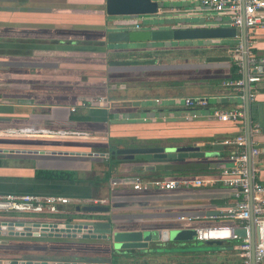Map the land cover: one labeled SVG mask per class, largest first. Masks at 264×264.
I'll return each mask as SVG.
<instances>
[{
  "label": "crops",
  "instance_id": "1",
  "mask_svg": "<svg viewBox=\"0 0 264 264\" xmlns=\"http://www.w3.org/2000/svg\"><path fill=\"white\" fill-rule=\"evenodd\" d=\"M73 1L76 4L89 0ZM66 3L67 0H0V127L28 126L87 134L74 138H0V193L71 199L70 205H60L57 214H16L18 228L40 224L42 229L48 225L62 227L65 223H78L85 214L77 207L90 205V200H108V197L111 200L107 206L112 211L103 218L112 217L116 224L127 229L169 230L231 224L223 217L222 211L233 205L234 198L221 183L176 191L135 190V181L126 183L124 180L136 176L146 180L148 174L156 175L160 171L137 172L133 162L121 160L119 163L114 159L116 156L106 155L117 148L146 144H196L203 150L214 152V147L220 146L223 140L236 136L241 130L239 126L220 122L211 112L218 106L232 109L238 104V99L213 101L211 107L200 111L196 119H186L183 101L187 97L227 95L222 82L232 75V49L237 39H232L236 40L232 41L234 44L231 40L130 46L106 42L108 52L102 56L70 51L65 48L66 40L72 36L66 33L70 30L65 22L66 14L70 12ZM182 4L187 10L186 19H182L179 13H163L176 5L181 8ZM187 4V0H163L160 13L153 16L162 24L150 26L189 27L205 20V13L191 15L192 11L202 12L200 2L199 6L196 3L190 8ZM176 17L178 21L175 23ZM214 18L224 20L213 16L211 21L206 20L207 24L219 25ZM122 21L116 24L120 25ZM137 21H142L141 28L148 27L144 26L145 21ZM250 37L254 38L251 39L253 50L264 57V27L253 30ZM56 40L59 42L50 48ZM116 47L129 50L123 53L109 51ZM175 47H181L185 52L173 53ZM147 48L153 50L147 51ZM72 54L79 58L86 56V59L81 62L78 57L73 59ZM100 64L105 70L97 68ZM262 77V82L257 85L256 101L250 110L252 121L261 127L255 141L261 150L257 160V179L264 186V68ZM130 83H138V86L127 87ZM92 88L104 89V92L90 91ZM88 99H101L102 103L91 101L89 104ZM84 100L87 104L82 105ZM135 101L140 102V106H134ZM228 153L223 148L219 150V156L187 159L184 164L204 163L205 170L197 173L206 181L212 180L218 177L219 168L226 164L220 162V157ZM53 161L71 165L66 166L68 169L51 168ZM209 164L211 166L207 167ZM38 170L72 171L77 175L74 173L72 181L45 180L36 178ZM80 174L89 177L84 178ZM110 180L116 182L117 189H107L106 183ZM182 215H201L204 218L189 223L178 220ZM32 227L22 232L19 230L11 237H1L5 242L1 245L8 248L0 249V259L4 258L5 251L11 250L14 255H10V259L34 263L109 264L111 251L104 240L78 237V233L66 238L57 237L55 233L46 234L43 230L39 235L38 230ZM240 243L195 240L174 245L168 242L161 251H136L135 256L120 259L117 264H242ZM72 249L80 250V256L63 254Z\"/></svg>",
  "mask_w": 264,
  "mask_h": 264
},
{
  "label": "built area",
  "instance_id": "2",
  "mask_svg": "<svg viewBox=\"0 0 264 264\" xmlns=\"http://www.w3.org/2000/svg\"><path fill=\"white\" fill-rule=\"evenodd\" d=\"M205 20L211 21L213 16L224 18L217 24L237 29V43L232 49V60L242 77L236 80L222 82L224 90L229 93L223 97H187L184 99L186 119H196L199 112L196 110L209 109L213 101L222 98L238 99V104L232 109L218 106L212 109L211 115L220 122L240 124L239 133L223 140L220 145L229 150V153L220 157V162L226 163L219 168V175L212 180L201 178H157L142 180L136 178L135 190L155 188L160 191H176L183 188L201 187L209 183H221L233 195L234 203L222 211L225 219L232 223L227 225L197 226L195 239L197 241H241L239 249L242 264H264V186L258 181L257 160L261 150L255 138L261 133V127L251 119L247 122L248 106L252 107L257 97V85L262 82L264 57H260L253 50L250 37L252 31L264 27V0H199ZM124 19L122 25H134L140 29L142 21L138 18ZM133 21V23H130ZM211 23V22H210ZM250 37V38H249ZM73 111L75 109L73 108ZM87 134L75 130H49L43 128L0 127V138H74ZM104 199L90 200V205H104ZM71 203L66 197L31 194H3L0 193V238L8 237L17 231L16 214H57L60 205ZM204 217L201 215L179 216L178 220L193 223ZM33 224V223H32ZM34 225V224H33ZM32 225V226H33ZM35 225L39 235L44 231L50 234H65L67 228L58 224L42 227ZM32 226H27L31 228ZM3 227H14L15 230H6L3 236ZM23 225L21 232L27 228ZM32 227V228H33ZM245 230V237H240L236 230ZM43 230V231H42ZM42 231V232H41ZM78 233L73 230L69 234ZM68 234V233H67ZM252 237L255 240V250L252 251Z\"/></svg>",
  "mask_w": 264,
  "mask_h": 264
},
{
  "label": "water",
  "instance_id": "3",
  "mask_svg": "<svg viewBox=\"0 0 264 264\" xmlns=\"http://www.w3.org/2000/svg\"><path fill=\"white\" fill-rule=\"evenodd\" d=\"M163 0H105L104 11L108 17H136V16H156L160 13ZM184 24V23H183ZM183 26V27H182ZM70 29L72 26H66ZM106 31V42L112 45H134V44H152V43H180L196 41H213V40H230L237 35V29L223 25H212L206 22L185 25H176L174 27H145L137 29L132 25H116ZM106 29V28H105ZM140 102H133L134 106H140ZM248 125L251 122V110L248 106L247 113ZM222 145L214 147V152L203 150L200 146L193 144L188 146H170V145H133L130 147L117 148L106 156H118L122 160L133 162L134 171H153L160 165L172 162H180L187 159H199L219 156V150L223 149ZM3 151V150H1ZM14 152V150H11ZM18 152V151H17ZM53 155H63L62 152H49ZM68 154V153H66ZM86 156L87 154H82ZM92 156V153L89 154ZM98 156V155H96ZM58 181V180H57ZM126 183L136 181V178L124 180ZM79 212H83L85 217L78 223H65L61 225L67 228V233L57 234V237H71L70 231L78 232V237L95 238L106 241L110 249L109 264H117L120 259H129L135 256L136 251L156 252L171 242L174 245L194 242L196 231L193 228H173L169 230H150L146 228L127 229L115 223L114 218H103L110 214L112 208L107 205H86L77 207ZM102 215V217H100ZM21 227L15 232L21 231ZM15 230L14 227H3V236L7 234L6 230ZM37 230V229H35ZM240 237H245L243 229L236 230ZM13 234V233H11ZM73 233L72 236H76ZM11 237V235H8ZM5 243V242H4ZM7 243V242H6ZM1 245V242H0ZM254 252L255 240L252 237ZM5 255V254H3ZM6 257V258H5ZM0 264H105V263H83V262H42L34 263L32 261H22L19 259H10L8 255L0 259Z\"/></svg>",
  "mask_w": 264,
  "mask_h": 264
},
{
  "label": "trees",
  "instance_id": "4",
  "mask_svg": "<svg viewBox=\"0 0 264 264\" xmlns=\"http://www.w3.org/2000/svg\"><path fill=\"white\" fill-rule=\"evenodd\" d=\"M73 13H67L66 14V20L65 22L68 23V26H73L74 24H77L78 26H76L79 29H70L67 30L66 33L72 35L70 39L66 40V46L65 48L67 50L70 51H83V52H90V53H97L98 55H104L102 53H106L108 52V48L103 45V44H99L97 46H83L80 45L82 40V37L86 38V41H91V42H106V31L104 30L103 26H96V27H90V26H86V27H82V24H105L106 21L102 19V17L104 16V12H100V16H95V20H93L92 23L89 22L88 20V14L82 15V14H78V15H72ZM65 23V24H66ZM81 25V26H80ZM84 29H88V30H84ZM59 31V30H57ZM56 31V32H57ZM76 39V40H75ZM96 40V41H94ZM59 42L58 40H56V42H53L52 45H50V48H53V44ZM181 47H175L172 50H181ZM127 48H110L109 51L113 52L115 51L116 53H123L126 52ZM153 49H149L147 48V51H151ZM158 51H160L161 49H156ZM255 52V50H254ZM256 53V52H255ZM99 67H97L99 70H105V67H103V65H98ZM231 77L227 78L226 80H236L242 77V74L238 72V68L233 64V66L231 67ZM114 80V79H112ZM222 82V81H221ZM220 82V84H221ZM86 90H90V89H86ZM103 91L104 89H94L92 88L90 91ZM225 92H227V94L229 93L228 90H224ZM205 110V109H204ZM197 112L203 111V110H196ZM233 124V123H232ZM237 126H240V124H235ZM228 150V149H227ZM229 152V150H228ZM200 159V158H199ZM185 161V160H184ZM184 161H180V162H172L169 164H165V165H160V167H158V171H160L159 174H148V177L146 179H157V178H173V177H184V178H201L204 179V177L199 176L198 175V170L199 172L204 171L205 169H203V164L204 163H193L191 165L188 164H184ZM211 165H207V167H210ZM85 169V168H84ZM207 170V169H206ZM191 171H196L193 175L190 174ZM110 173H107V175ZM209 174V173H208ZM213 174V173H211ZM139 179V176H136ZM135 177V178H136ZM207 177V176H206ZM36 178L39 179H45V180H53V181H72L74 179V172L72 171H53V170H38L37 174H36ZM10 247V246H9ZM8 247L4 246V245H0V249H7ZM10 250V249H9ZM11 251V250H10ZM10 251H5V255H14L13 252L10 253ZM105 253H110L109 250H102ZM4 255V256H5ZM15 258V257H14Z\"/></svg>",
  "mask_w": 264,
  "mask_h": 264
},
{
  "label": "rangeland",
  "instance_id": "5",
  "mask_svg": "<svg viewBox=\"0 0 264 264\" xmlns=\"http://www.w3.org/2000/svg\"><path fill=\"white\" fill-rule=\"evenodd\" d=\"M188 1V4L186 5L187 6V8H190V7H192V5L193 6H196V3H197V6H199V2H196V3H193L192 1L193 0H187ZM196 1H198V0H196ZM63 2V1H62ZM72 2H74L73 0H67V3H66V6H67V8H68V10L70 11V12H68V13H73L72 15H78L79 13L80 14H82V15H85V14H88V20H89V22L90 23H92L93 22V20H95V16H100V17H102L101 15H100V12H104V16L102 17V19L103 20H105L106 21V23L103 25V24H89V23H87V25L86 24H82V27H86V26H90V27H98V26H103L104 27V30H109V29H112V28H116L115 26L116 25H118V24H116L117 22H120L121 20H124V19H127V20H131V19H129V18H132V19H136V18H138V19H140V20H143V22H144V26H150V25H152V26H154V25H161L162 23H160L159 21H157V20H155L154 18H153V16H136V17H126V18H123V17H117V18H111V17H108L107 16V14L105 13V11H104V6H105V0H99V2H95V1H93V0H89V1H82L81 3L80 2H76V4H74V3H72ZM89 3H91V4H93L92 5V7H89V6H86V5H88ZM190 3H192V4H190ZM86 4V5H85ZM85 8H88V9H85ZM182 8V9H181ZM181 8L180 7H177V5L175 6V7H173V8H171L170 7V9L169 10H165L163 13H167V12H169V13H173L174 15H175V13L177 14V13H179V15H180V17L182 18V19H186L185 17H186V9H185V5H183L182 4V6H181ZM70 9H73V10H70ZM181 12V13H180ZM168 14V13H167ZM203 15V12H196V11H192V13H191V15H193V16H195V15ZM178 17H176L175 18V21H173V22H175L176 23V21H178V19H177ZM184 22V21H183ZM202 22H206V20H203ZM130 23H133V21H131ZM76 26H78L77 24H74L72 27H70V29H79V28H77ZM81 26V25H80ZM132 27H134V25H132ZM106 28V29H105ZM84 30H88V29H84ZM80 40H82V42H81V44L80 45H83V46H97V45H99V44H102V43H104L103 45H106V42H91V41H86V38H84V37H82V39H80ZM231 40V43L232 44H234L232 41H236V40H232V39H230ZM94 41H96V40H94ZM175 44H177V43H175ZM173 53L174 52H176V54H177V52H179V53H184L185 51H181V50H174V51H172ZM72 57H73V59H74V56L75 57H78V60L79 61H84L85 59H86V56H80V58H79V56H76V55H71ZM170 60V59H169ZM86 64V63H85ZM85 64H83V65H85ZM114 79V78H113ZM132 85H135V87L136 86H138V83L137 84H127V87H130V86H132ZM91 86V85H90ZM79 92V91H78ZM77 92V93H78ZM81 92H79V94H80ZM120 94H121V92H120ZM93 94H90L89 96L91 97ZM85 97V96H84ZM93 97V96H92ZM89 100V104L91 103V101L92 102H96V103H102V100L101 99H99V100H94L93 101V99L91 100V99H88ZM83 103H84V105L85 104H87L86 103V101L84 100L83 102H82V105H83ZM115 161L116 162H121V160L122 159H120L118 156H116L115 158ZM118 164V163H117ZM69 165H71V163H67V162H60V163H56V162H51V168H59V167H63V168H67L68 169V167H66V166H69ZM74 173H76L75 175H77V172H74ZM116 173V172H115ZM74 175V176H75ZM81 175V177H84V178H87V177H89V175H87V174H80ZM100 176L101 177H103V174H100ZM115 176H117V175H115ZM117 177H119V176H117ZM115 180V179H114ZM106 183V182H105ZM107 184V189H109V191H111V189H113V187H118V186H116L117 184H116V182L114 183L112 180H110L109 182H107L106 183ZM118 185H120V184H118ZM117 189V188H116ZM109 199L111 200V197H108V200H105V202H104V205H110V202H109ZM109 202V203H108ZM70 205V204H69ZM4 240L3 239H1L0 238V242H1V244H2V242H3ZM4 243V242H3ZM82 252H84L83 250H82ZM63 254H66V255H72L73 257H78V256H80L79 254H80V250H78V249H72L71 251L70 250H67V251H65Z\"/></svg>",
  "mask_w": 264,
  "mask_h": 264
}]
</instances>
